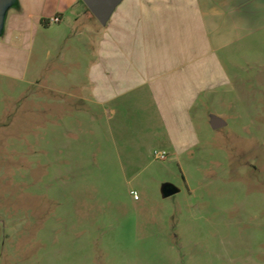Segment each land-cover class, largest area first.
<instances>
[{"label":"rangeland","instance_id":"rangeland-1","mask_svg":"<svg viewBox=\"0 0 264 264\" xmlns=\"http://www.w3.org/2000/svg\"><path fill=\"white\" fill-rule=\"evenodd\" d=\"M5 37L31 55L0 63V264H264V29L233 48L235 88L204 99L199 143L180 156L145 104L116 141L85 125L88 68L59 61L52 31ZM77 71V88L60 82ZM167 183L180 193L163 198Z\"/></svg>","mask_w":264,"mask_h":264},{"label":"crops","instance_id":"crops-1","mask_svg":"<svg viewBox=\"0 0 264 264\" xmlns=\"http://www.w3.org/2000/svg\"><path fill=\"white\" fill-rule=\"evenodd\" d=\"M9 9L0 33L7 42L15 33L52 31L59 61L87 66L86 94L78 96L91 121L85 125L100 124L103 136L116 141L126 125L124 112L145 104L162 125L153 138L176 156L199 143L196 125H202L204 99L222 87L235 88L233 48L264 29V0H124L106 26L82 0H15ZM54 17L61 21L52 22ZM5 22L10 30L4 32ZM30 55L0 39V63L10 66L7 72ZM79 80L77 71L60 82L77 88ZM102 115L107 120L100 123ZM63 124L62 118V129Z\"/></svg>","mask_w":264,"mask_h":264},{"label":"water","instance_id":"water-1","mask_svg":"<svg viewBox=\"0 0 264 264\" xmlns=\"http://www.w3.org/2000/svg\"><path fill=\"white\" fill-rule=\"evenodd\" d=\"M101 25L106 26L110 21L117 7L124 0H82ZM15 0H0V33L4 21V9L12 5ZM210 125L214 130L225 127L226 122L216 115L210 117ZM180 193V189L171 183L164 184L162 187L163 198L167 199Z\"/></svg>","mask_w":264,"mask_h":264},{"label":"built area","instance_id":"built-area-1","mask_svg":"<svg viewBox=\"0 0 264 264\" xmlns=\"http://www.w3.org/2000/svg\"><path fill=\"white\" fill-rule=\"evenodd\" d=\"M60 21H61V19L59 17H54L52 19V22H54V23H59ZM154 156L158 160L165 161L168 158V153L165 151H155ZM132 195H134L135 199L138 200L139 197H138L137 192H132Z\"/></svg>","mask_w":264,"mask_h":264}]
</instances>
